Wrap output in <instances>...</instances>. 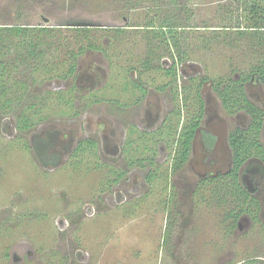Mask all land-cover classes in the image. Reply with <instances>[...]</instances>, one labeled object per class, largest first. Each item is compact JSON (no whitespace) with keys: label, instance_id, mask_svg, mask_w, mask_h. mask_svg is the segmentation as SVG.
I'll list each match as a JSON object with an SVG mask.
<instances>
[{"label":"flooded vegetation","instance_id":"1","mask_svg":"<svg viewBox=\"0 0 264 264\" xmlns=\"http://www.w3.org/2000/svg\"><path fill=\"white\" fill-rule=\"evenodd\" d=\"M146 1L157 13L175 2L177 10L185 7L179 0ZM42 19L43 26L36 27L48 28L50 20ZM80 28L94 30L100 48L80 55L73 72L67 67L65 76L45 80L52 89L29 86L32 104L48 103L47 116L25 126L19 112L0 110V138L10 139L0 147L3 164L15 149L28 151L44 174L67 169L69 176L87 169L99 174L97 204L84 205L89 218L108 207L133 215L138 206L151 207L155 200L170 224L173 213L187 220L189 213L207 208L218 217L214 222L223 243L234 236L250 240L241 242L239 252L222 248L218 261L213 257L210 264H264V69L229 70L210 78L194 48L184 53L172 45L157 50L146 44L142 57L122 60L120 48L130 43L121 35L140 28L63 29ZM68 50L61 53L66 56ZM92 55L95 60L88 61ZM3 214L0 264H35V252L17 236L23 215ZM68 222L57 220L60 231ZM178 230L166 227L164 243ZM54 253L47 264H80L84 251ZM163 255L157 264H183L182 257L168 263V250Z\"/></svg>","mask_w":264,"mask_h":264},{"label":"rangeland","instance_id":"2","mask_svg":"<svg viewBox=\"0 0 264 264\" xmlns=\"http://www.w3.org/2000/svg\"><path fill=\"white\" fill-rule=\"evenodd\" d=\"M179 1L185 5L179 12L182 14H178L181 23L191 27L190 31H186V42L191 44L190 51L194 48V57L205 66L210 78H217L229 70L248 71L258 63V59H264V52L259 58L254 56L256 48L249 39L237 42L232 39V42L227 39L236 37L235 33H231L233 31H213L223 25L230 28L248 26L238 12L240 0ZM131 5L129 0H0V26H43L42 18H48L51 22L48 26L54 28L84 23L131 26L142 24L146 15L155 13L148 1H142L137 8H131ZM168 10L162 8L160 16L167 14ZM125 37L130 44L120 48L123 54L121 59L136 61L146 52V43L133 35ZM213 37L216 39L210 48L201 46L204 39ZM86 59L93 61L95 56ZM48 79L41 80L39 84L52 89L45 82ZM108 94L112 95L113 91L110 90ZM9 141L1 137L0 147L3 148ZM2 164L0 151V215L6 213L9 217L14 214L26 217L24 220L20 218L22 228L17 229V236L21 245L31 249L33 255L35 252L32 260L35 264H47L53 260L50 256L54 252L57 253L56 257L65 251H72L74 256L79 248L85 253L80 264H157L162 262L163 252L165 254L167 250L168 263L182 257L183 264H210L213 257L214 261H218L222 255L218 252L222 248L239 252L241 242L246 240H236L234 236L230 243H223L222 236L217 233L218 222H214L218 217L215 214L213 218V212L204 207L196 214L189 213L187 220L183 217L176 219L173 213L170 220H174L166 224L162 207L155 200L150 203L151 207L138 206L133 215L128 214L130 210L127 209L112 212L108 207L103 215L89 218L84 205L97 204L95 193L101 178L99 174L88 169L83 172L76 170L70 176L65 173L70 171L68 169L44 174L39 171L28 151L15 149L7 154ZM187 214L184 212L183 216ZM59 218H67L70 222L69 227L63 228H66L65 232L58 227ZM166 227L180 231L171 234L164 243ZM249 241L247 238L245 242ZM21 253H17V256H21Z\"/></svg>","mask_w":264,"mask_h":264},{"label":"trees","instance_id":"3","mask_svg":"<svg viewBox=\"0 0 264 264\" xmlns=\"http://www.w3.org/2000/svg\"><path fill=\"white\" fill-rule=\"evenodd\" d=\"M129 1L131 6L137 8L138 4L146 0ZM176 5L177 2L174 4V9H169L162 17L157 11L152 15H146L142 24L132 25L140 28L132 35L140 36L147 45L152 48L156 46L157 50L172 45L176 48L183 47L184 53L191 52L189 49L191 44L186 42L188 40L186 31H190L191 27L181 23L178 14L182 13H179L178 5ZM238 12L240 18L248 22L247 27L230 28L223 25L213 31H221V33L233 31L231 33H235L236 37L227 40L233 39L237 42L249 39L252 46L256 48L254 56H263L264 51L261 50H264V0H240ZM132 35L129 36L132 37ZM95 38L97 35L94 30L87 28H39L30 24L0 26V110L19 112L24 118V124H27L25 126H29L31 121L45 118L49 105L46 101L45 103L40 101L39 105L32 104L33 94L29 86L37 85L46 78L53 79V76L63 77L67 67L73 72L80 55L90 49L100 48L94 42ZM159 39L164 41H156ZM215 39L214 37L204 39L205 42H202L201 46L210 48ZM223 39L226 40V38ZM197 46L199 48L198 43ZM64 49H69L66 56L62 54ZM60 61H63L66 67L61 65ZM252 68L264 69V59H258V63Z\"/></svg>","mask_w":264,"mask_h":264},{"label":"water","instance_id":"4","mask_svg":"<svg viewBox=\"0 0 264 264\" xmlns=\"http://www.w3.org/2000/svg\"><path fill=\"white\" fill-rule=\"evenodd\" d=\"M44 20H45V23H46V24H49V20H48V19H44ZM66 26H71V27H74V26H77V27H83V26H96V25H92V24L84 23V24H78V25H75V24H67Z\"/></svg>","mask_w":264,"mask_h":264}]
</instances>
